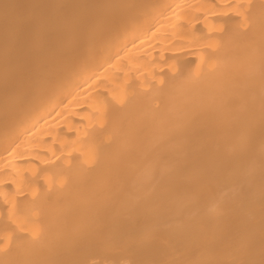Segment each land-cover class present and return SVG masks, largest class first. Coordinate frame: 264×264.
I'll return each instance as SVG.
<instances>
[{
	"label": "bare ground",
	"instance_id": "bare-ground-1",
	"mask_svg": "<svg viewBox=\"0 0 264 264\" xmlns=\"http://www.w3.org/2000/svg\"><path fill=\"white\" fill-rule=\"evenodd\" d=\"M0 264H264V0H0Z\"/></svg>",
	"mask_w": 264,
	"mask_h": 264
}]
</instances>
